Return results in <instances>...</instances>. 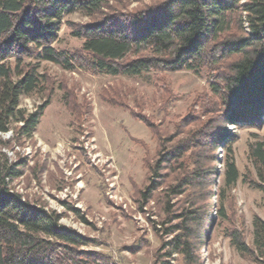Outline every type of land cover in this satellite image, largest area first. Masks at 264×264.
<instances>
[{
	"label": "trees",
	"instance_id": "obj_1",
	"mask_svg": "<svg viewBox=\"0 0 264 264\" xmlns=\"http://www.w3.org/2000/svg\"><path fill=\"white\" fill-rule=\"evenodd\" d=\"M75 12L94 19L78 26L64 18ZM63 19L84 40L81 47L54 45ZM45 63L112 76L157 71L160 79L170 71H207L211 94L181 120L189 125L185 137L175 141V134L152 128L159 148L153 161L144 158L149 177L141 189L144 202L172 179L156 198L165 217L155 228L161 241L155 264H203L211 210L217 207L223 221L232 218L226 201L241 176L227 124H261L264 115V0H162L131 11L109 0H0V132H14L0 148L33 137L50 99ZM35 93L46 102L28 111L21 98ZM225 140L223 184L215 193L217 150ZM250 157L256 176L243 181L264 192V142L250 145ZM25 165L0 149V264H118L103 250L84 248L98 242L60 222L56 210L15 190ZM242 219L225 228L230 244L244 260L264 264V218L254 215L251 229Z\"/></svg>",
	"mask_w": 264,
	"mask_h": 264
},
{
	"label": "rangeland",
	"instance_id": "obj_2",
	"mask_svg": "<svg viewBox=\"0 0 264 264\" xmlns=\"http://www.w3.org/2000/svg\"><path fill=\"white\" fill-rule=\"evenodd\" d=\"M161 1L109 0L124 11ZM64 18L78 26L94 19L81 12ZM62 23L54 45L60 50L81 47L84 40L73 34V26L64 19ZM44 65L52 87L33 137L22 146L13 141L0 148L10 161L26 160L24 172L12 185L24 198L56 210L66 226L98 242L84 248L103 250L118 264H155L161 244L155 228L165 217L156 198L172 179L167 178L153 198L141 201L149 177L144 158L153 161L159 148L152 128L163 136L175 134V141L185 137L189 125L181 120L198 98L211 94L207 71H170L163 80L157 71L112 76ZM66 90L71 92V105L65 100ZM46 98L37 93L22 96L21 106L35 111ZM227 128L236 135L234 158L241 176L228 193L226 206L237 225L244 218L251 229L254 215L264 218V192L243 181V176L255 175L250 145L264 142V115L261 124L228 123ZM13 136V130L0 132V139ZM225 142L217 150L215 193L223 184ZM211 211L214 222L208 224L210 231L202 240L203 264H258L244 260L230 244L225 228L232 218L223 221L216 216L217 207Z\"/></svg>",
	"mask_w": 264,
	"mask_h": 264
}]
</instances>
